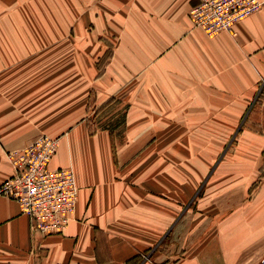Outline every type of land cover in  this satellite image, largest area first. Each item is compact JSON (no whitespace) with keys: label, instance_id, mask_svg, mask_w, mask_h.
Instances as JSON below:
<instances>
[{"label":"crops","instance_id":"crops-1","mask_svg":"<svg viewBox=\"0 0 264 264\" xmlns=\"http://www.w3.org/2000/svg\"><path fill=\"white\" fill-rule=\"evenodd\" d=\"M261 1L236 36H209L190 15L199 0H0V185L15 173L9 153L48 135L59 142L50 168H72L79 187L73 219L52 235L0 196V264H131L149 249L155 264L261 263L262 148L212 176L211 159L183 176L177 160L165 178L161 159L152 171L138 168L154 160L114 158L109 133L85 121L92 91L99 105L170 102L174 115L193 103L204 118H242L264 83ZM139 112L129 117L151 110Z\"/></svg>","mask_w":264,"mask_h":264},{"label":"rangeland","instance_id":"rangeland-1","mask_svg":"<svg viewBox=\"0 0 264 264\" xmlns=\"http://www.w3.org/2000/svg\"><path fill=\"white\" fill-rule=\"evenodd\" d=\"M112 58L113 50L109 45L99 60L100 77L105 74ZM153 90L155 88H149L150 97L154 99ZM141 91L144 93L143 96L147 95H145L146 88ZM97 99L96 91H92L85 121L90 135L103 130L109 133L116 159L154 160L151 167L138 168L152 171L156 169L155 160L161 159L166 178L172 170L177 169V160L180 166L178 169L183 176L185 172L188 174L189 165H192L191 168L196 172L201 170L199 161L206 158L211 159L212 176L221 160L252 158L250 149L256 147L262 148L259 156L261 162L259 172L262 177L264 176V83L240 119L204 118L203 104H183L173 113L174 115H171L173 107L170 102H138L132 107L126 105L127 108L123 104L115 103V97L105 105H99ZM140 106L150 108V117L130 118L129 114L141 113ZM139 129L143 130L139 131ZM118 142L132 149L118 150ZM195 160L196 166H193ZM257 184V182L253 184L252 191L257 190ZM177 248V246L165 247L164 251L170 254ZM154 252L155 249L145 251L131 264H155Z\"/></svg>","mask_w":264,"mask_h":264},{"label":"built area","instance_id":"built-area-1","mask_svg":"<svg viewBox=\"0 0 264 264\" xmlns=\"http://www.w3.org/2000/svg\"><path fill=\"white\" fill-rule=\"evenodd\" d=\"M262 7L261 0H199L190 15L209 36H236L235 26ZM58 146V139L41 135L22 150L9 153L15 173L0 185V196L18 202L34 221V230L44 235L66 230L79 197L74 170L50 168ZM260 264H264V256Z\"/></svg>","mask_w":264,"mask_h":264}]
</instances>
